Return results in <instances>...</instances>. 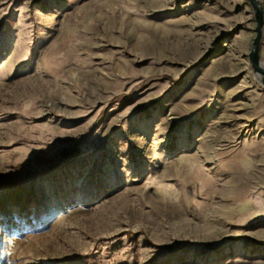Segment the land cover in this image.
<instances>
[{
  "label": "rangeland",
  "instance_id": "obj_1",
  "mask_svg": "<svg viewBox=\"0 0 264 264\" xmlns=\"http://www.w3.org/2000/svg\"><path fill=\"white\" fill-rule=\"evenodd\" d=\"M256 26L250 0H0V194L40 201L0 264H264Z\"/></svg>",
  "mask_w": 264,
  "mask_h": 264
},
{
  "label": "trees",
  "instance_id": "obj_2",
  "mask_svg": "<svg viewBox=\"0 0 264 264\" xmlns=\"http://www.w3.org/2000/svg\"><path fill=\"white\" fill-rule=\"evenodd\" d=\"M43 153L44 151H40L39 154L36 155V160L39 162H43ZM76 154V147L72 148V150L65 149L61 155L64 159L70 158V156ZM15 188V185H10ZM17 186V185H16ZM31 189L27 191H19L18 188L9 191L8 193L0 194V218L8 217L11 218L12 212H17L19 217L25 216L24 211L27 207L26 205L33 200L34 204L40 203L39 200L36 199V191L38 188L30 187ZM21 214V215H20ZM159 249V247H157Z\"/></svg>",
  "mask_w": 264,
  "mask_h": 264
},
{
  "label": "water",
  "instance_id": "obj_3",
  "mask_svg": "<svg viewBox=\"0 0 264 264\" xmlns=\"http://www.w3.org/2000/svg\"><path fill=\"white\" fill-rule=\"evenodd\" d=\"M250 1L255 11L257 26L255 30L256 37L254 39L249 58H250L253 70L256 73L262 75V77H264V69L261 67L260 62H259V48H260V41L262 37L263 16H262L261 8L259 4L256 2V0H250Z\"/></svg>",
  "mask_w": 264,
  "mask_h": 264
},
{
  "label": "bare ground",
  "instance_id": "obj_4",
  "mask_svg": "<svg viewBox=\"0 0 264 264\" xmlns=\"http://www.w3.org/2000/svg\"><path fill=\"white\" fill-rule=\"evenodd\" d=\"M173 39H174V38H173ZM177 45H178V44H177ZM177 50H178V49H177ZM262 68L264 69V67H262ZM216 137H217V136H216ZM213 140H214V139H213ZM213 140H212V141H213ZM213 142H214V141H213ZM217 152H218V151H217ZM205 153H206V152H205ZM213 154H214V153H213ZM213 154H212V155H213ZM216 154H218V153H216ZM206 155H207V154H206ZM210 155H211V154H210ZM212 155H211V156H212ZM215 156H216V155H215ZM207 157H209V156L207 155ZM211 158H212V157H211ZM233 197H234V196H233Z\"/></svg>",
  "mask_w": 264,
  "mask_h": 264
}]
</instances>
